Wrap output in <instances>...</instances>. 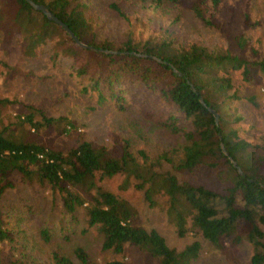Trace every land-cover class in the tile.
<instances>
[{
    "label": "trees",
    "instance_id": "trees-1",
    "mask_svg": "<svg viewBox=\"0 0 264 264\" xmlns=\"http://www.w3.org/2000/svg\"><path fill=\"white\" fill-rule=\"evenodd\" d=\"M33 1L47 6L86 46L77 44L58 23L26 0H0V36L9 35L13 29L24 42L27 55L33 54L38 44L50 41L54 52L71 58L76 75L87 76L82 91H87L88 83L91 89L99 85L106 89L105 95L99 92L100 99H116L120 104L128 82L143 84L179 111L188 125L175 124L169 115L171 122L166 124L181 139L154 156L142 148L130 149L127 141L117 154L87 138L59 148L29 137L28 132L41 127L67 132L73 125L71 119L47 114L31 103L23 106L25 112L3 117L1 107L9 100L0 97V197L20 182L47 185L58 196L71 228L61 225L56 233L42 225L37 230L39 238L45 243L58 238L60 245L78 225V233L92 234L98 250L106 254L102 264H127L126 246L148 253L157 264H193L202 241L217 247L225 238L245 240L251 247L246 261L233 264H264V154L239 134L233 123L240 114L231 105L238 97L231 72L240 69L242 77L248 79L249 62L215 46L196 41L177 43L167 30L159 36L138 39L128 35L119 43L96 39L82 0ZM148 1L154 6L173 4L213 24L209 9L216 0ZM110 5L124 15L115 3ZM236 43L241 47L244 42L238 38ZM251 64L264 76V55ZM208 107L217 113V121ZM164 163L169 168L162 170ZM170 169L213 174L222 187L215 190L178 179ZM117 174L123 176L122 188L131 183L142 191L150 207L163 210L178 235L192 231L197 238L178 248L169 245L155 228L140 224L136 208L105 185ZM1 214L0 210V244H7L13 240V233ZM46 253L49 263L22 256L5 258L0 252V264H98L79 244L70 250L73 257L57 244L48 247Z\"/></svg>",
    "mask_w": 264,
    "mask_h": 264
},
{
    "label": "rangeland",
    "instance_id": "rangeland-1",
    "mask_svg": "<svg viewBox=\"0 0 264 264\" xmlns=\"http://www.w3.org/2000/svg\"><path fill=\"white\" fill-rule=\"evenodd\" d=\"M87 18L92 24L96 39H108L119 43L126 36L134 39L148 35L159 36L167 31L177 43L196 41L208 47L245 58L249 63V78L242 77L240 69L231 72L232 83L238 97L231 105L239 112L240 119L233 123L239 134L256 145L258 153L264 154V76L251 62L264 55V0H216L209 12L213 24H206L191 12L164 2L152 5L148 0H82ZM115 3L124 15L112 7ZM176 17L175 21L172 19ZM0 36V97L9 100L1 112L3 117L26 111V103L42 108L45 113L65 115L72 120L67 132L53 127L30 129L29 137L51 143L59 148L73 144L79 138H87L106 146L112 154L121 151L125 141L130 149L142 148L150 156L176 145L181 139L177 131L166 123L186 126L187 121L156 91L143 84L128 82L121 103L116 99H100L99 92L106 89L99 85L87 91L80 87L87 83L86 75H76L71 69V58L54 52L50 41L38 44L33 54L23 52L24 42L12 32ZM167 33V32H166ZM238 38L244 42L240 47ZM121 105L122 107H119ZM170 115V116H169ZM168 164L161 166L168 169ZM178 179L193 184L220 190L222 183L213 174L195 175L186 171L170 169ZM121 174L106 180L105 185L124 196L137 210L138 222L153 227L174 247L197 238L192 231L178 235L165 212L157 206H149L142 191L131 183L122 188ZM3 221L8 220L13 240L0 244L5 258L19 256L33 262H47L46 250L57 244L70 253L73 245H83L98 264L106 254L98 250L92 234H79L78 225L72 236L59 242H43L37 233L40 226L47 225L58 233L59 226L71 228V221L62 211L59 199L47 185L18 183L4 191L0 197ZM264 231V225L262 226ZM54 239V238H53ZM251 253L245 240L232 241L225 238L221 245L214 247L202 241V248L193 264H233L244 262ZM71 257L73 255L70 253ZM12 256V257H11ZM124 258L127 264H157L154 257L126 246Z\"/></svg>",
    "mask_w": 264,
    "mask_h": 264
},
{
    "label": "water",
    "instance_id": "water-1",
    "mask_svg": "<svg viewBox=\"0 0 264 264\" xmlns=\"http://www.w3.org/2000/svg\"><path fill=\"white\" fill-rule=\"evenodd\" d=\"M33 8L40 10L47 18L55 21L56 23H58L64 30L65 32L77 43V44H81L83 46H86V44L81 43L78 38L76 37V35L71 31V29L61 20L59 19L56 15H54L52 13V11H50L48 9L47 6H45L42 3H38V2H34L33 0H26ZM175 70V69H174ZM175 72L177 74H180L178 71L175 70ZM192 86V85H190ZM200 101L203 103L202 98H199ZM209 110L211 111V113L214 116V120L217 121L218 115L217 113L210 107H208ZM232 164L237 168L238 173L243 174L242 170L237 166L236 162L234 160H232Z\"/></svg>",
    "mask_w": 264,
    "mask_h": 264
}]
</instances>
